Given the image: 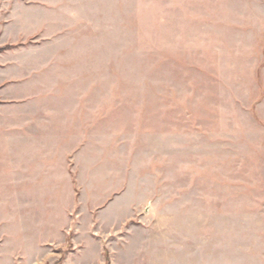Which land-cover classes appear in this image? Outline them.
I'll use <instances>...</instances> for the list:
<instances>
[{"label": "rangeland", "instance_id": "374dc122", "mask_svg": "<svg viewBox=\"0 0 264 264\" xmlns=\"http://www.w3.org/2000/svg\"><path fill=\"white\" fill-rule=\"evenodd\" d=\"M0 264H264V0H0Z\"/></svg>", "mask_w": 264, "mask_h": 264}]
</instances>
